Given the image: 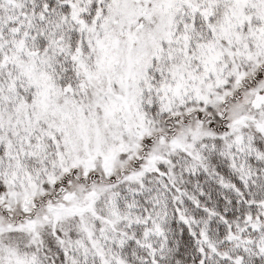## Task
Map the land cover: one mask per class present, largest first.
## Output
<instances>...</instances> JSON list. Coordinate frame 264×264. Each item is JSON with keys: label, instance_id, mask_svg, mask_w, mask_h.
<instances>
[{"label": "snow or ice", "instance_id": "obj_1", "mask_svg": "<svg viewBox=\"0 0 264 264\" xmlns=\"http://www.w3.org/2000/svg\"><path fill=\"white\" fill-rule=\"evenodd\" d=\"M0 264H264V0H0Z\"/></svg>", "mask_w": 264, "mask_h": 264}]
</instances>
